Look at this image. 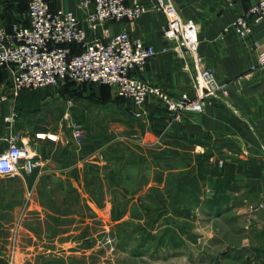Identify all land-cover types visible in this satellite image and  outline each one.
<instances>
[{
  "label": "crops",
  "instance_id": "1",
  "mask_svg": "<svg viewBox=\"0 0 264 264\" xmlns=\"http://www.w3.org/2000/svg\"><path fill=\"white\" fill-rule=\"evenodd\" d=\"M49 1L81 15L79 0ZM139 1L149 7L155 4V0ZM255 1L235 0L233 6H228L224 0H175L183 18L198 25L199 52L218 80L227 84L226 96H216L202 87L206 93L204 111L178 116H172L159 103L150 102L140 109L133 100L118 97L122 110L145 126L147 142L156 143L146 149L171 155L183 163L186 160L190 173L200 168L193 181H205L204 194L188 197V204L181 205L178 213L194 228L198 220L204 219L199 229L210 241L203 254L196 253L197 245H188L189 251H195L189 254L188 264H264V66L259 64L264 50V21L254 25L249 38L237 36L231 27ZM27 13L24 0H0V25L6 28L26 22ZM165 22V15L152 9L134 21L111 24L110 31H128L156 48L157 54L146 70L135 74L138 78L161 85L176 97L184 92L194 94L192 61L187 69L183 49L164 36ZM15 71V66L0 69V136L19 133L36 153L51 158L46 147L67 141L62 134L64 124L74 121L72 111L78 102H88V92H76L64 83L24 89L16 95L12 88ZM107 91L112 95L103 102H120L114 89ZM69 98L75 100L70 108ZM8 116H12L10 121L6 120ZM53 117L58 119L59 128L48 125ZM38 214L42 216L34 220L42 225L29 223L23 229L26 237L19 240L15 264H56V256H65L61 264H72L67 255L70 251L52 238V217ZM8 225L0 220V264H9L13 232ZM182 233L191 236L197 232ZM180 247L175 250L183 251Z\"/></svg>",
  "mask_w": 264,
  "mask_h": 264
},
{
  "label": "rangeland",
  "instance_id": "2",
  "mask_svg": "<svg viewBox=\"0 0 264 264\" xmlns=\"http://www.w3.org/2000/svg\"><path fill=\"white\" fill-rule=\"evenodd\" d=\"M66 86L86 90L89 100L76 104L73 122L63 123L67 141L46 147L52 156H41L42 169L0 176V220L12 230L19 226L21 242L27 224L42 225L34 218L46 213L52 238L70 251L72 264H188L190 253L203 254L210 241L199 229L204 219L194 228L178 213L188 197L204 194L205 181H193L200 168L190 173L186 160L146 149L156 143L147 142L145 126L122 110L121 99L103 102L112 87ZM48 125L59 128L58 119ZM190 230L197 233H182ZM189 244L197 245L194 252Z\"/></svg>",
  "mask_w": 264,
  "mask_h": 264
},
{
  "label": "built area",
  "instance_id": "3",
  "mask_svg": "<svg viewBox=\"0 0 264 264\" xmlns=\"http://www.w3.org/2000/svg\"><path fill=\"white\" fill-rule=\"evenodd\" d=\"M24 1L28 5L27 21L14 23L10 28L0 25V69L16 67L12 87L16 95L24 89L59 87L66 82L100 84L112 87L120 98L133 100L140 109L150 102L159 103L172 116H178L204 111L206 93L202 87L216 96L228 94L227 84L218 80L199 52L198 25L183 18L175 0H155L151 7L139 0L132 4L130 0H79L81 15L54 7L48 0ZM224 1L228 6L235 3ZM152 9L165 15L164 36L183 49L187 69L191 68L189 60L192 61L194 94L184 92L176 97L161 85L138 78L135 74L146 70L157 54L156 48L128 31H110L111 24L134 21ZM262 21L264 0H256L231 27L237 36L249 38L254 25ZM259 64L264 66V50L259 55ZM74 103L73 98L67 101L69 108ZM11 119L12 116L6 117L7 121ZM78 127L81 133L83 127ZM44 164V158L19 133L0 136V176L33 173ZM18 229L17 225L12 230L9 264L16 263Z\"/></svg>",
  "mask_w": 264,
  "mask_h": 264
},
{
  "label": "trees",
  "instance_id": "4",
  "mask_svg": "<svg viewBox=\"0 0 264 264\" xmlns=\"http://www.w3.org/2000/svg\"><path fill=\"white\" fill-rule=\"evenodd\" d=\"M49 1V0H48ZM51 2V1H50ZM51 4L53 5V3L51 2ZM54 7H55V5H53ZM76 50H77V48H76ZM66 83H68V82H66ZM73 83V82H72ZM105 86V85H104Z\"/></svg>",
  "mask_w": 264,
  "mask_h": 264
}]
</instances>
